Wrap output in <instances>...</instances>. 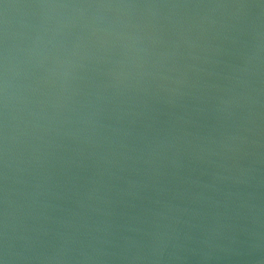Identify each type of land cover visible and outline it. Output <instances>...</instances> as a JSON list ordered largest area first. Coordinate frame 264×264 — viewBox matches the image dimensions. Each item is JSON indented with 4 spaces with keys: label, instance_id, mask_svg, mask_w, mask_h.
I'll return each mask as SVG.
<instances>
[{
    "label": "water",
    "instance_id": "1",
    "mask_svg": "<svg viewBox=\"0 0 264 264\" xmlns=\"http://www.w3.org/2000/svg\"><path fill=\"white\" fill-rule=\"evenodd\" d=\"M0 264H264V0H0Z\"/></svg>",
    "mask_w": 264,
    "mask_h": 264
}]
</instances>
